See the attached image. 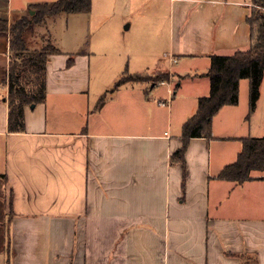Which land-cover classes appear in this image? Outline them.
<instances>
[{
    "label": "crops",
    "instance_id": "obj_1",
    "mask_svg": "<svg viewBox=\"0 0 264 264\" xmlns=\"http://www.w3.org/2000/svg\"><path fill=\"white\" fill-rule=\"evenodd\" d=\"M127 1L145 7L146 33L97 36L93 93L90 56L50 55L46 98L24 107L22 132L8 130L10 33L0 31V264H264V170L218 177L242 138L263 135L250 122L247 136L240 101L171 163L210 92V57L251 43V1ZM39 2L51 0H0V19ZM125 69L157 80L116 88ZM263 86L264 76L255 112Z\"/></svg>",
    "mask_w": 264,
    "mask_h": 264
},
{
    "label": "trees",
    "instance_id": "obj_2",
    "mask_svg": "<svg viewBox=\"0 0 264 264\" xmlns=\"http://www.w3.org/2000/svg\"><path fill=\"white\" fill-rule=\"evenodd\" d=\"M252 7L247 16L251 43L245 50L230 55H212L207 76L210 92L198 99L195 114L182 127L184 145L171 156V163L183 161L186 142L192 137L212 138L213 117L225 105L239 102V85L242 79L249 81V113L256 110L264 76V0H250ZM32 20L36 24L46 22L60 14L85 13L92 10V0H55L32 5ZM30 20L20 17L9 23L0 19V31L10 33V66L8 85V130L22 132L25 129L24 107L43 102L46 98V67L49 56L60 52L48 42L40 48L29 49L24 31ZM154 77L130 73L125 69L115 84L119 87L128 81H146ZM166 78V77H165ZM156 80V78H154ZM163 80L164 77L159 78ZM264 170V135L242 138V150L237 159L225 166L218 177L242 183L251 179L253 171ZM243 264H258L255 257L248 256Z\"/></svg>",
    "mask_w": 264,
    "mask_h": 264
},
{
    "label": "rangeland",
    "instance_id": "obj_3",
    "mask_svg": "<svg viewBox=\"0 0 264 264\" xmlns=\"http://www.w3.org/2000/svg\"><path fill=\"white\" fill-rule=\"evenodd\" d=\"M34 13L35 10L31 7V10L21 15L30 20L29 26L24 31V39L28 48H40L50 42L62 51L74 50L90 56L92 93L94 83L97 84V36H103L108 41L122 43L124 40H136L147 30L143 24L146 16L145 7L136 5L134 1L128 9L127 0H92V10L89 14L63 13L41 24H36L32 20ZM245 81V87L239 92L240 108L247 111L245 132L247 136L250 134L248 125L251 122L250 132L252 134L262 132L264 135V86L259 108L256 112L254 111L255 114L254 112L250 114L249 86L248 80Z\"/></svg>",
    "mask_w": 264,
    "mask_h": 264
},
{
    "label": "built area",
    "instance_id": "obj_4",
    "mask_svg": "<svg viewBox=\"0 0 264 264\" xmlns=\"http://www.w3.org/2000/svg\"><path fill=\"white\" fill-rule=\"evenodd\" d=\"M176 61V60H175ZM168 103L166 101H162L161 105H167Z\"/></svg>",
    "mask_w": 264,
    "mask_h": 264
}]
</instances>
